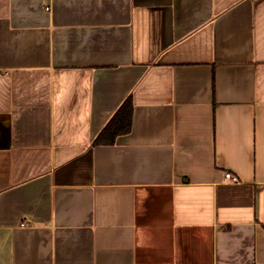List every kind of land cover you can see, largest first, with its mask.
<instances>
[{
  "label": "crops",
  "instance_id": "crops-1",
  "mask_svg": "<svg viewBox=\"0 0 264 264\" xmlns=\"http://www.w3.org/2000/svg\"><path fill=\"white\" fill-rule=\"evenodd\" d=\"M0 264H264V0H0Z\"/></svg>",
  "mask_w": 264,
  "mask_h": 264
},
{
  "label": "trees",
  "instance_id": "trees-1",
  "mask_svg": "<svg viewBox=\"0 0 264 264\" xmlns=\"http://www.w3.org/2000/svg\"><path fill=\"white\" fill-rule=\"evenodd\" d=\"M133 101L129 97L118 110L113 119L95 140V145L109 146L115 144L118 137L129 134L133 122Z\"/></svg>",
  "mask_w": 264,
  "mask_h": 264
},
{
  "label": "built area",
  "instance_id": "built-area-1",
  "mask_svg": "<svg viewBox=\"0 0 264 264\" xmlns=\"http://www.w3.org/2000/svg\"><path fill=\"white\" fill-rule=\"evenodd\" d=\"M226 181L231 182V183H238L239 179L236 175L232 174L231 172H227L226 175Z\"/></svg>",
  "mask_w": 264,
  "mask_h": 264
}]
</instances>
